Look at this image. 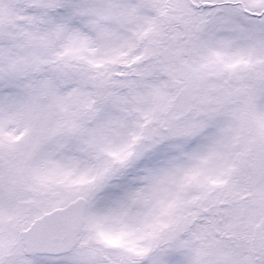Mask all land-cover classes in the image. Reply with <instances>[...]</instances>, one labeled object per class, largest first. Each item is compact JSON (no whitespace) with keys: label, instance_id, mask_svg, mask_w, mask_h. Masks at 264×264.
Here are the masks:
<instances>
[{"label":"snow or ice","instance_id":"obj_1","mask_svg":"<svg viewBox=\"0 0 264 264\" xmlns=\"http://www.w3.org/2000/svg\"><path fill=\"white\" fill-rule=\"evenodd\" d=\"M0 264H264V0H0Z\"/></svg>","mask_w":264,"mask_h":264}]
</instances>
